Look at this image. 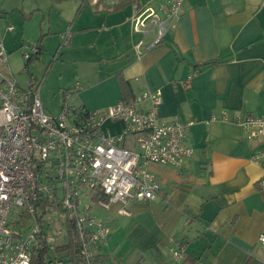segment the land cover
<instances>
[{
  "label": "crops",
  "instance_id": "0c3cea01",
  "mask_svg": "<svg viewBox=\"0 0 264 264\" xmlns=\"http://www.w3.org/2000/svg\"><path fill=\"white\" fill-rule=\"evenodd\" d=\"M168 1L134 0L121 7L125 0L84 6L83 0H24L18 9L29 13L23 14L18 48H25L24 30L32 23L30 41L40 44L36 60L45 72H78L74 107L92 112L116 104L122 77L132 96L160 90L162 121L193 122L185 139L193 156L180 170H154L158 200L129 202L125 216L117 214L119 205L97 209L100 216L93 213L110 230L96 253L100 264H264V248L257 242L264 234V190L258 186L264 160L259 165L251 160L264 151V139L246 140L238 124L264 114V1L183 0L175 29L138 58L135 11L158 10ZM7 19L0 17L8 59L0 68L13 76L19 71L10 67L12 49L6 48L15 30H7ZM67 31L60 59L53 64L41 57L46 36ZM175 244L185 246L180 262L170 255Z\"/></svg>",
  "mask_w": 264,
  "mask_h": 264
},
{
  "label": "built area",
  "instance_id": "2783aa9c",
  "mask_svg": "<svg viewBox=\"0 0 264 264\" xmlns=\"http://www.w3.org/2000/svg\"><path fill=\"white\" fill-rule=\"evenodd\" d=\"M97 1L83 0L82 6ZM182 5L183 0H169L158 10L135 11L132 29L140 37L133 49L138 58L175 29ZM69 33L62 35L63 41ZM38 53L33 45L23 60ZM7 62L0 36V67L6 68ZM41 85L30 79L23 90L10 72L0 69V264H64L56 254L46 261L64 233V244L72 234L79 259L92 264L110 233L92 209L109 211L119 205L117 214L125 216L129 202L158 200L161 186L154 170H180L193 156L185 143L193 122L162 121L160 90L140 92L99 111L74 107L78 82L63 92L60 110L52 115L41 102ZM238 124L246 140L264 139V114L247 116ZM251 160L261 164L264 151ZM258 186L264 190V179ZM257 242L264 248V234ZM170 255L182 261L185 246L173 245Z\"/></svg>",
  "mask_w": 264,
  "mask_h": 264
},
{
  "label": "rangeland",
  "instance_id": "374dc122",
  "mask_svg": "<svg viewBox=\"0 0 264 264\" xmlns=\"http://www.w3.org/2000/svg\"><path fill=\"white\" fill-rule=\"evenodd\" d=\"M24 0H0V17H3L4 19L8 17L6 21L7 27H14V32L9 33L8 36V48L6 49H12L9 50L11 52V59H10V67L12 69H17L19 72H13L14 73V79L16 83L18 84V87L21 89H26L30 79H36V82L42 81V85L40 88V98L43 106L45 107L47 113H51L52 115L58 114L61 104H62V94L65 90L71 89L76 82H80V79L76 75L78 72H72L71 69H68L70 72H45L47 67L41 63L38 64L39 61H33L32 64H30V72H26L24 69L25 61L23 60V57L21 53L24 51H28V48H30L33 45H37V47H40L39 43H34L30 41L31 35H33V28L32 23H29L24 31L26 33L23 36L24 42L26 43L25 48L22 49L18 48L21 43V32L23 31V24H25V16L24 13L28 14L27 10H24V13L19 10L18 8L21 7V4ZM25 2H33V0H25ZM24 2V3H25ZM46 19L48 14H45ZM160 16L162 14L160 13ZM47 21V20H46ZM23 22V23H22ZM29 21H26L28 23ZM47 23L44 24V29L46 28ZM43 29V30H44ZM29 31V32H28ZM46 31V30H45ZM45 33V32H44ZM66 33V32H65ZM64 33V34H65ZM15 36L16 37V47H15ZM139 36V35H137ZM140 37V36H139ZM47 39H49L47 41ZM30 41V42H29ZM67 41H63L62 34L61 36H58L56 34H51L50 36H46L45 42H42V46L44 48L43 54L41 57L49 59V62L51 61L53 64L57 62L60 59V53L65 48ZM18 44V45H17ZM31 45V46H27ZM5 46V45H4ZM22 49V52L20 51ZM23 52V53H24ZM22 53V54H23ZM9 56V55H8ZM50 62V63H51ZM48 64V63H47ZM2 71H4L2 68H0ZM32 71V72H31ZM83 73V72H80ZM31 77V78H30ZM82 85V84H81ZM74 98L71 101L74 103ZM115 129V128H112ZM92 212L96 216H100L101 211L97 210L95 208L92 209ZM68 237L67 234L64 233L61 238L58 239L57 244H64L67 241ZM54 254L59 255V257H63L66 255V253L61 252L60 254L54 253L52 250H50L48 257H46V261H48L50 258H54ZM64 264H73L72 258L71 261L64 263ZM77 264H85L82 261H77Z\"/></svg>",
  "mask_w": 264,
  "mask_h": 264
},
{
  "label": "trees",
  "instance_id": "16d2710c",
  "mask_svg": "<svg viewBox=\"0 0 264 264\" xmlns=\"http://www.w3.org/2000/svg\"><path fill=\"white\" fill-rule=\"evenodd\" d=\"M133 3H134V0H125V2L121 3L120 6L123 7L126 4L129 5V4H133ZM40 52H41V48L39 47V53L36 56H34L33 58H31V60L26 62V64H25V70L26 71H28L29 65L32 64L34 60L38 59ZM212 64H214V63H212ZM205 65H209V64L206 63ZM199 67L200 66L196 67V70H198ZM195 73H197V72H195ZM117 80H118V86H119V89L121 92V100L123 102H128L132 98V94L130 92V86L126 81L123 80L122 77H119ZM72 239H74V237L72 234H70L68 244L58 245L55 248V251L57 254H60L61 252L66 253V255H64L63 257H59V255H58V257L60 259H63L64 263L71 261V258H72L73 264H77V261H81V260L79 259L77 252L74 251L75 246L72 242ZM42 259H43V257L41 258V260ZM98 259H99L98 256L95 255L94 258L92 259V264H100ZM193 262L194 261H185L182 264H192ZM33 264H36V261H34Z\"/></svg>",
  "mask_w": 264,
  "mask_h": 264
}]
</instances>
